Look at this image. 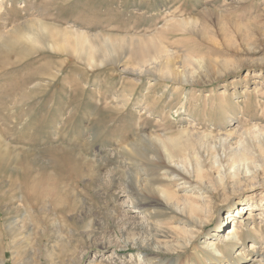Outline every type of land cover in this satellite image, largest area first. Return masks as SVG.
I'll list each match as a JSON object with an SVG mask.
<instances>
[{
    "label": "rangeland",
    "instance_id": "1",
    "mask_svg": "<svg viewBox=\"0 0 264 264\" xmlns=\"http://www.w3.org/2000/svg\"><path fill=\"white\" fill-rule=\"evenodd\" d=\"M2 1L9 12L0 17V264L191 257L189 248L165 253L180 235L157 236L146 208H132L140 136L176 137V159L202 160L192 183L207 188L216 210L194 242L204 250L197 258L210 240L219 245L215 226L229 216L220 234L239 228L242 240L207 264H264V0ZM38 23L48 29L40 43L25 35ZM69 29L76 49L53 46ZM166 61L187 68L193 82L165 80ZM245 147L255 167L235 181L230 154ZM147 242L161 252L147 253Z\"/></svg>",
    "mask_w": 264,
    "mask_h": 264
},
{
    "label": "bare ground",
    "instance_id": "2",
    "mask_svg": "<svg viewBox=\"0 0 264 264\" xmlns=\"http://www.w3.org/2000/svg\"><path fill=\"white\" fill-rule=\"evenodd\" d=\"M3 5L0 4V17L1 18H2V14L4 15L3 17H5L6 14L4 13H7L6 11H8L5 8L3 9ZM191 23L193 25L192 29L199 32L196 26V23L194 22H191ZM45 26H42L39 23H38V26H36V28L35 26H32V29L30 30V32H28L27 34L25 33L26 37H28V39L34 42L35 41L39 42V39H41L40 37L43 36L42 33L46 34L48 31L47 27ZM203 28L205 29L206 26H203ZM68 32L70 33L68 34L69 36L62 34L61 32L60 33L57 32L56 38H60L59 39L60 42H58L59 46L54 45L53 44L54 42H52V45L58 47V49L62 51H69V50L73 51L74 49H76L75 37H77L78 34L76 33V31H73V30H70ZM220 32L225 36V29L222 28L221 26H220ZM40 34L42 35L40 36ZM86 45H85L84 50L88 54L90 51L89 49H91L92 47H88ZM90 61H92V59H90ZM191 64H193L198 70L205 67V65H203L204 64L203 61H197ZM173 66H174V63L171 64L170 61H166L163 64V68H159V72L163 71V73L167 75L165 80L175 81L172 78H176L178 76L180 78V81H183V84L193 82L186 78L188 75L187 68H184L182 70H178L177 68H175L176 70L174 71ZM141 73L143 72H140V74ZM260 133L264 134V130L262 132H259V134ZM204 137H210V136L204 135ZM160 138L161 137H157V136L155 137L154 136H140L138 138L139 140V195L133 194L134 200H133V203H131L133 204L132 208L136 209L138 205L142 206V208L144 207L146 208L144 209V211L146 213L148 212L147 214H148V220L150 221V229L156 230L157 232H155V234L157 236L164 237L165 235L169 236L170 234H173V233H178L180 235L174 242V245H172L174 247H171V245L165 247L164 249L165 253H171V254L177 253L181 250H185L186 248L193 250L191 257L181 261L180 264H193L194 262L193 259H197V264H207V262L211 260H214L215 262L218 263L221 261V258L223 256V253L221 250L222 247H225L228 251H231L232 249H234L236 245L239 244V242H241L242 239L240 236V232H238L239 228L230 229L231 231L230 230L227 231L226 234L225 233L220 234V232L222 231V227L225 224V220H228V217H229L227 216L226 219L225 218L223 219V216H222L219 220V223L215 226L216 230L213 233L215 235L216 233H218L219 245H215V243H213L212 240H210L209 243L205 245V247L209 249V252H206V253L204 252L203 255L205 257L201 256L197 258L198 252L199 251L203 252L204 250L197 248L194 245V242L198 238L200 230L203 229V227H205L207 224L211 223L212 220L210 218L211 217L210 215L216 210V206L211 201L209 191L207 190V188H204L203 186H200L201 187L200 188L199 185H196L197 183L195 184L192 183V178H193L192 175L194 173L199 175V173L203 171L202 170L203 169L202 160L200 157L197 156L195 159L194 165H191L182 159H176V153L173 151V149L174 148L176 149V147L180 146L178 143V139H176V137H163L166 139L161 140ZM227 139L228 138H225L223 141L226 142ZM153 141L158 142L159 147L156 150L154 149L155 147L154 148L152 147V146H156V144L150 145V143L151 142L153 143ZM131 145L132 144H130V146ZM149 145L151 146L153 150H149L150 149ZM122 150L126 152L124 147L122 148ZM230 155H231V160L233 162L232 169L234 170L232 173L230 172V176H231V179L233 180L235 179V181H237L236 180V177L238 176L237 173L241 171L242 169H244V171H246L247 173H250L249 171L251 170L250 167L254 166L255 163L253 162L254 164L250 166L251 162L248 161V157H247L248 148L247 147L243 149H239L238 151L236 150ZM219 158L220 157H218L217 155L212 157L211 169H215L214 170V172H216L214 175L215 180L220 181L224 179V175L222 171H220L221 166H220ZM150 167L154 169L153 171L154 174L152 173L151 175H149L148 168ZM150 176L152 179L150 178ZM38 181L39 180H37V182ZM219 181L217 182L219 183ZM198 182H201L200 176H199ZM156 183H161L162 185H158V184L156 185ZM21 186H23V184ZM166 186L168 187L170 186V189L174 188L173 191L169 192ZM146 192H149L150 195L154 197V201H152L153 203L147 201L148 198L145 195ZM179 192H182V195H179ZM253 206H256V204L254 205L250 204L247 206L241 205L237 207V211L240 212L241 214L243 212L246 214L248 210L250 211L252 210L251 208ZM245 207H248L249 209L245 210ZM162 213L164 214L163 215L164 217L162 216ZM232 220H235V219L233 218ZM240 220L243 221L242 219ZM241 221H239V224H241ZM139 227L141 229L145 228L143 223H140ZM252 230H255V229L252 228ZM140 247L146 250L147 253L148 251L154 252V253L161 252L160 250H158V252H155L154 248L150 246L149 242L142 244ZM157 257H154L148 260L149 262L150 261L153 262L157 259ZM159 262L160 261H157L154 264H159Z\"/></svg>",
    "mask_w": 264,
    "mask_h": 264
}]
</instances>
